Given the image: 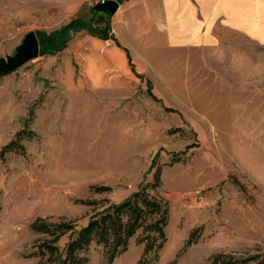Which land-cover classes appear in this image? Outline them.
Returning <instances> with one entry per match:
<instances>
[{"label":"rangeland","instance_id":"374dc122","mask_svg":"<svg viewBox=\"0 0 264 264\" xmlns=\"http://www.w3.org/2000/svg\"><path fill=\"white\" fill-rule=\"evenodd\" d=\"M89 3L0 0V58L28 32L39 42L36 58L0 75V264L40 263L28 256L42 238L36 218L78 229L156 174L149 190L169 217L157 257L143 259L132 238L111 262L91 244L86 264H206L217 253L264 264V45L138 61L108 45L111 29L92 30Z\"/></svg>","mask_w":264,"mask_h":264},{"label":"crops","instance_id":"0c3cea01","mask_svg":"<svg viewBox=\"0 0 264 264\" xmlns=\"http://www.w3.org/2000/svg\"><path fill=\"white\" fill-rule=\"evenodd\" d=\"M88 1L90 7L99 0ZM117 1L108 45L117 42L118 50H127L138 61L164 51L171 56L178 51L204 55L214 46L221 47L222 55H240L241 40L264 45V0ZM227 42L232 45L226 48Z\"/></svg>","mask_w":264,"mask_h":264},{"label":"trees","instance_id":"16d2710c","mask_svg":"<svg viewBox=\"0 0 264 264\" xmlns=\"http://www.w3.org/2000/svg\"><path fill=\"white\" fill-rule=\"evenodd\" d=\"M12 144L13 142H10L3 150L10 149ZM158 178L159 174H156L153 183L146 184L119 203H112L102 210L95 211L78 229L75 221L71 219L52 221L46 217L36 218L30 227L42 238L35 245L37 250L28 256L39 257L41 260L38 264L42 261L43 264H86L88 258L85 253L94 243L102 246L107 260L111 262L118 254L127 250L130 240L134 238L137 244L143 245V259L151 252L156 258L157 252L166 242L165 227L169 219L167 201L149 190L158 188ZM108 188L99 186L96 190ZM79 201L89 205L96 203L90 200ZM65 235H68V241L61 249L57 243ZM192 235L191 232L186 246L191 244ZM253 258L250 256L237 259L233 255L217 253L209 257L206 264H249ZM143 263L156 264L155 259L152 263L139 261V264ZM253 264H262V261Z\"/></svg>","mask_w":264,"mask_h":264},{"label":"water","instance_id":"95a60500","mask_svg":"<svg viewBox=\"0 0 264 264\" xmlns=\"http://www.w3.org/2000/svg\"><path fill=\"white\" fill-rule=\"evenodd\" d=\"M119 3L117 0H99L95 2L90 13L93 20L90 24L92 30L97 34H106L110 26V18L117 11ZM39 54V42L34 32H28L22 39L21 44L16 47L15 54L0 58V75L7 74L26 62L36 58Z\"/></svg>","mask_w":264,"mask_h":264}]
</instances>
